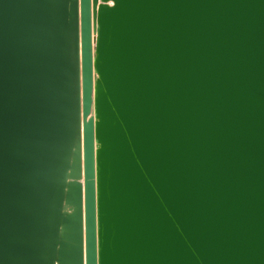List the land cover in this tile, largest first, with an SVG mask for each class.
Returning a JSON list of instances; mask_svg holds the SVG:
<instances>
[{"label":"water","instance_id":"obj_1","mask_svg":"<svg viewBox=\"0 0 264 264\" xmlns=\"http://www.w3.org/2000/svg\"><path fill=\"white\" fill-rule=\"evenodd\" d=\"M0 264H264V0H0Z\"/></svg>","mask_w":264,"mask_h":264}]
</instances>
